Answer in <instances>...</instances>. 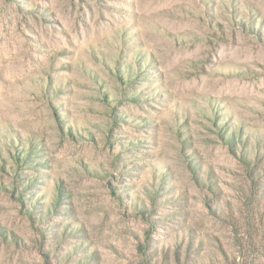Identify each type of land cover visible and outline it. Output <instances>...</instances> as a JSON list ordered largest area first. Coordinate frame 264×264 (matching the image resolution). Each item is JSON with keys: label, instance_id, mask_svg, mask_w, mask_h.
Wrapping results in <instances>:
<instances>
[{"label": "rangeland", "instance_id": "1", "mask_svg": "<svg viewBox=\"0 0 264 264\" xmlns=\"http://www.w3.org/2000/svg\"><path fill=\"white\" fill-rule=\"evenodd\" d=\"M0 264H264V0H0Z\"/></svg>", "mask_w": 264, "mask_h": 264}]
</instances>
